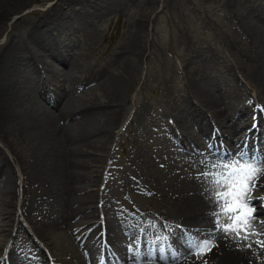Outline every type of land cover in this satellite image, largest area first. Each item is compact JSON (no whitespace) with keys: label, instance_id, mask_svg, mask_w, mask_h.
Segmentation results:
<instances>
[{"label":"rangeland","instance_id":"rangeland-1","mask_svg":"<svg viewBox=\"0 0 264 264\" xmlns=\"http://www.w3.org/2000/svg\"><path fill=\"white\" fill-rule=\"evenodd\" d=\"M105 1L88 0L87 3L93 11L99 10L106 15H123L127 18H124L123 22L102 24L96 22L81 33L62 31L69 39L64 42L67 43V49L75 54V57H80L81 63L85 66L79 68L83 80L88 79L87 82H82V85L77 84L75 89H71L70 81H66L64 87L71 89L70 93H73L72 98L77 107L89 104L97 111L96 125L102 130L98 135L87 125L90 132L95 134L87 139L91 143L84 148L86 153L81 157L85 167L78 168V171H83L84 180L75 181V186L85 187L84 191H80V196L93 191L94 209L98 211L96 216L97 218L100 216L98 219L103 217L109 223V229L111 228L109 235L114 237L131 233L129 240L135 238L139 236L140 221L147 222L148 218L149 222H157V218L152 217L151 212L160 215L162 212L170 211L176 215L180 212L177 207L181 210L189 202L203 205L201 212H205L208 218L213 217L211 213L216 210L217 204L212 197L211 180L210 177L201 176L203 171L210 172V169L204 166L201 158L195 159L190 155H194L193 151L187 150L190 154L179 151L174 138L166 142L162 133L168 126L166 124L168 117L179 115L181 120L188 122L185 135L190 137L200 150L209 149L210 141L195 129L198 126L193 128L196 125L195 114L188 107L189 104L194 106L192 99L186 97L194 79H197L204 89H211L217 97L221 95L216 92L218 86L229 91L233 86L235 89L232 91L233 97L241 99L247 107L254 103L253 107L260 109V106L264 105V86L256 79L257 69L264 65L263 58L257 54V47L246 32V26L251 27L258 22L264 11V0H124L111 5L112 7L106 6ZM28 2L26 7L19 10L20 12L16 11L19 13L14 12L8 17L0 31V57L8 39L26 36L27 28L33 22L39 21L48 7L60 3L58 0ZM74 2L77 4L75 7L67 0L66 5L62 6L63 9L65 11H72L73 7L80 9L84 0ZM14 8L16 7L12 9ZM107 8L112 12L107 13L105 10ZM136 38H139V42L134 50L132 43ZM135 52L143 55L142 59L134 56ZM41 58L47 60L46 57ZM136 62L139 64L138 71L135 67ZM42 65L41 63L39 68L44 66ZM127 67L134 68L125 96L127 105L102 107V103L110 99L108 88L110 83L129 76L130 70ZM45 69V76L53 84L63 85L61 80L65 79L66 73L50 72L55 70L53 67ZM39 96L35 91L30 94L22 91L16 93L15 99L24 111L40 109L55 114L56 116H53L57 127L66 126L71 122L70 119L58 120L57 115L64 103L58 104L56 94L48 98V103L42 101ZM237 110L226 112L223 117L219 114L218 117L207 109L206 115L213 116L215 123L222 119L223 127L230 129L234 123L229 125L225 119L236 121ZM161 118L164 121H161ZM199 118L201 120L200 116ZM42 119L49 122L48 117L42 116ZM107 119L109 120L106 123ZM259 119L262 121L261 117ZM110 123H113L112 127L107 128ZM236 123L238 124L239 120ZM3 127L5 131L8 130L7 125ZM106 130L111 134L109 141L108 136L105 137ZM238 132L234 136H237ZM20 135L10 131L4 139L0 133V166H5L0 172V189L6 186L14 197L16 196L18 213L14 218L15 225H20L18 230L7 238L11 227L7 219L4 222L0 219L1 261L7 260V264H18L15 258L9 260L12 256L10 253H16L15 247L18 248V245L24 243L34 249L33 244H36V241L42 242L36 237L37 231L43 229L64 236L65 241H60V244L67 256L74 252L71 245L81 254L84 247L95 244L94 241H88L90 236L88 234L75 235L79 228L85 226L80 224L88 222V219L83 214L76 218L67 217L63 208L65 200L62 198L61 205H58L59 220L63 221L61 218L63 216L65 220L70 219L71 225H64L66 223L61 225L58 223V227L47 225L48 220L42 216L41 211L48 207L50 200H53L50 191L57 190L60 180L56 174L45 177L36 165L37 158L41 159L44 167L50 171L56 166L53 163L56 160L38 154L39 150H43L44 143H33L35 148L31 149L30 143H26L22 139L24 137L21 135V138ZM232 139L227 143V148L231 150L234 147L236 156L235 142L240 140ZM81 143L82 141H78V144ZM102 146L105 149L101 150ZM34 149L39 150L36 153ZM10 151L13 152V156ZM4 156H8L10 160L4 159ZM98 156L102 157L101 163L92 160V157ZM4 170L8 172L3 174ZM263 177L264 175H261L257 181ZM94 180L98 182L93 184L91 181ZM12 181L14 183H11ZM261 188L264 189V186ZM259 197L253 198L251 194V202L253 204L259 202L258 206H261L264 204L263 193H260ZM254 199L257 202L253 201ZM259 209L262 212L255 211L254 216L262 218L264 207L261 206ZM260 224L264 225V222L261 221ZM197 226L205 228L209 226V230H214L215 222L214 219L207 221L200 217ZM84 229L83 227L81 231ZM257 232L260 235L256 236L254 242L248 239L249 243L242 246L243 253L257 255L255 262L251 259L248 264H264V247L259 246L264 243V233L262 230ZM101 233L99 230L98 236ZM215 235L213 236L215 239L220 236L226 237L222 232H216ZM80 237L84 238L78 246ZM247 241L244 240V244ZM44 246L49 253L47 257L53 258L50 246L47 244ZM94 248L97 249V244ZM185 251L188 253V250ZM59 256L64 258L62 254ZM29 257L33 258V255L30 254ZM50 261L54 264L53 260Z\"/></svg>","mask_w":264,"mask_h":264},{"label":"bare ground","instance_id":"bare-ground-1","mask_svg":"<svg viewBox=\"0 0 264 264\" xmlns=\"http://www.w3.org/2000/svg\"><path fill=\"white\" fill-rule=\"evenodd\" d=\"M28 1L29 0H0V31L4 28L6 21L9 19L8 17L12 13L19 11L22 7H26L29 4ZM58 1H60V3H56L55 5L51 4L53 6L50 8L48 7L43 13L42 18L40 19L41 21L33 22L32 27L42 28V25L40 24L43 23H45V26H55L56 23L64 25L68 24V22L75 23L78 20L76 16L84 15L87 11H89L90 5L87 3L88 0H84V3L81 4L78 11L74 8L77 5L74 0H68V2H71L72 6H74L71 12L67 10L65 11L62 7L63 4L66 5L67 0ZM123 1L124 0H106L104 4L108 7H112L111 5L121 3ZM7 4L13 5L7 6ZM13 7L16 8L12 9ZM105 10L107 13L112 12L108 8ZM19 12H16L15 14ZM96 12L101 14V11L99 10H96ZM263 15L264 11L261 13L258 22L254 26H246V32L249 36L247 34L246 35L248 38L251 37L252 41L255 43L258 52L257 54L263 58L262 63H264ZM91 18L92 17L84 15V19L90 20ZM52 29V31L48 32V36L50 37L45 40L34 39L31 37L29 41H26L24 37L14 36L6 42L3 49L4 51L0 57V133L4 139L5 135L10 131L20 133L24 138H22L21 135L20 137L26 143H30L32 147H30L31 149L35 148L32 145L33 143H44V146L42 147L43 150L34 149L35 152L37 153L39 150L38 154L42 157L45 158L48 156L56 160V162H53L56 166L50 171L48 168L44 167L41 159L37 158L38 164L36 165V168H40V171L45 177L47 175L51 176L56 174L59 176L60 180V185L57 190L54 192L50 191V193H52L53 200H50L48 207L41 211L42 216L48 220V222L46 220L47 225L50 227L51 225L58 227V223L60 225L64 223H66L64 225L67 226L71 225L70 219L65 220L63 216H61L63 221L59 220L58 214L60 211L58 210V205H61L63 201L62 198H64L65 202L63 208L67 217L76 218L82 214L85 215L88 222L81 223L80 225H87V228L90 229V233H92L99 230V226L97 228L98 221L96 216L98 211L94 209L95 194H93L92 191L84 193L80 196V191H84L85 187L79 188L75 186V181L84 180V177L82 176L83 171H78V168L83 169L85 167V164L81 162V157H83L86 153L84 152V148L88 147L91 143V141L88 142L87 139L91 137V135L95 134L91 133L88 127L94 129V132L98 135L102 132V130L96 125L98 120L95 117V113H97V111L93 110V107L89 104H81L79 107L76 106L77 104L72 98L73 93H70V90L73 89L72 87L75 85L76 81H71V89L67 91L61 87H56L59 88L57 89L56 94L58 104L61 102L64 103L57 115L58 120L64 121L66 119H70L71 121L63 127L56 126V122H54L55 117L53 116L55 114L49 113L47 110L40 111V109H35L30 112L24 111L18 103V100L15 99L16 93L22 91L29 94L32 91H35L43 97L44 101H47L49 97H52L53 93L51 91L54 89L51 90V84L48 78L45 76V73L41 71V68H39L41 63L44 67H53V69H55L58 73L66 70L64 68L65 63L68 65H74L77 63L83 65L79 59L80 57H75V54H71L67 49V45L62 41L64 35L61 34V30H57L58 26L52 27ZM138 42L139 38H136V40L132 43L134 50L136 49V44ZM34 50H37L38 52L41 50L43 52H40L41 56L46 57L47 60L37 56ZM134 56H138L142 59L143 55L135 52ZM262 66L263 67H260L256 71V79L262 86H264V65ZM135 67L138 71V62H136ZM127 69L130 70V74L127 78L120 79V81L115 80L110 83L108 87L110 88V99L109 101L103 102L101 105L102 107H106V105H109L110 107H125L127 105L125 96L129 90L128 82L133 75L134 68L127 67ZM79 84L82 85L83 83L80 82ZM190 89H188L186 95L188 98L190 97V99H192L194 106L190 104L188 106L201 117L200 133L212 143V148L209 149L210 153H207L206 151L203 152L200 150L191 142L189 143V146L193 150V158H201L202 163L205 167H207V169H210V172L212 171L210 165L213 161H225L226 157L233 158L234 152L229 151L227 143L229 140H233L232 138H238L239 134H242L240 139H243L242 141L239 139L241 142L239 144V149L244 142L248 143V147L251 146V141L257 143L260 147L264 145V135L259 134L258 137L256 136L260 130L259 128H262L259 120L258 129L252 126V124L257 121L259 116H261L262 121L264 122V106H261L262 110L256 114V111L250 109L249 107L247 108L242 103L241 99L238 97L233 98L234 93L232 91H235L233 86L230 87V91L226 90L224 92L221 87L216 88V92L218 94H221L219 92H222V94L224 93L226 95L224 100L223 97H220V101L211 89H204L197 79L193 80L190 85ZM207 109H209L210 112H214V115H217L218 117H220V115L223 117L226 112H233L234 109H238L236 121L239 120V123L237 124L233 119L226 121V118L225 122L227 124L231 125L233 122L234 125L230 129L226 128V126L224 128L222 119L220 122L218 121V123H215L213 121V116L206 115ZM42 116L48 117L49 122H44ZM90 118L92 119L89 124ZM168 118L173 120L171 126L172 129H183L182 120L179 115L176 117L169 116ZM108 120L109 119L106 120V123ZM4 125H7V131H5L3 127ZM77 125L79 126L77 127ZM87 125L89 126L87 127ZM112 125L113 123H110L107 128L112 127ZM237 131H239L237 136H234ZM106 132L105 137L108 136L109 141L111 139V134L108 133V130H106ZM185 140H187V138L178 139V145L180 148H184L186 145ZM78 141H82V143L78 144ZM101 148V150L105 149L103 146ZM260 156L262 155H258L257 157ZM3 158L6 159V156ZM101 158L99 156L96 158L92 157V160L94 162L98 161L101 163ZM16 160H18L17 156ZM4 167L5 166H3V168ZM7 172L8 171L5 172L4 170L3 174H6ZM91 182L94 184V182L97 183L98 181L94 180ZM11 183L14 182L12 181ZM263 186L264 177L257 181L255 190L251 193L253 198L259 199L260 193L264 194V189L261 188ZM0 198V219L3 222L7 219L8 225L11 227V230H8V238L11 237L13 232H16L20 227L19 224L15 225L16 218H14L17 211L16 196L14 197V194L5 186L0 189ZM262 203H264V201H262ZM202 206L203 205L199 203L196 204L189 202L188 205L183 207L181 210L180 207H177L180 212L176 215L172 214L170 211H165L164 213L162 212L160 215L151 214L157 218V222L140 221L138 231L139 236L134 238L127 249L123 246L122 238H115L110 241L112 249L111 247L108 248L104 254L100 253L97 257H92L90 254H87L86 262L87 264H101V261L102 264H112L113 262L118 264V260L122 262L127 260L135 262L137 257L136 253L149 246L174 244L181 240L185 241L188 238H191L193 241H197L201 238H211L215 240L216 246L213 247L205 256L200 258H184L177 264H205V262H207V264H248L249 261H251L250 259L252 258V255L248 252L243 253L242 248V246L249 243L247 240H245L247 242L244 244L243 239L233 240L231 237L224 236L215 239L210 235L213 230H209V226L208 228L197 226L200 217H202L203 220L206 219L207 221H209V219H214V217L211 216L208 218L205 215V212H201V209L203 208ZM259 208H261V206H258L257 212L261 213L262 211ZM115 211L122 214L118 210ZM123 212L125 213V211ZM262 220H264V216L260 220H253L256 232L257 230H262L264 232V225H260L259 222ZM225 221L226 220H224V222ZM37 233L38 234H36V236L40 240L48 242L53 255L62 254L64 256L63 259H55H58V261H61L64 264H83L81 256L76 252L77 249L75 247L71 248L74 251L72 255L67 256L65 250L60 244V241H65L64 236L61 233L49 232L47 229L39 230ZM130 234L131 233L127 234L125 237H128ZM248 239H251L254 242L256 236L250 235ZM18 244H20V242H18ZM26 245L20 244L18 245V248L15 247L17 251L16 253H12L9 260H13L15 258V261L18 264H43V254L39 249L34 250L35 259L32 262H29L30 260L27 257L29 245ZM116 247H119L121 251L120 257L117 255V251L115 252ZM183 254L184 252H180V257H182ZM169 261H174L172 259V255H170ZM1 262L2 261H0V264Z\"/></svg>","mask_w":264,"mask_h":264},{"label":"snow or ice","instance_id":"snow-or-ice-1","mask_svg":"<svg viewBox=\"0 0 264 264\" xmlns=\"http://www.w3.org/2000/svg\"><path fill=\"white\" fill-rule=\"evenodd\" d=\"M210 167L211 172L201 173L202 177H210L212 197L217 204L216 210L211 213L214 217L215 229L210 235L214 236L216 232H222L233 240H248L250 235H260L255 231L253 220L261 218L254 217L257 205L251 202L250 197L255 190L256 181L264 175V155L252 158L241 152L227 162L213 161ZM261 206L264 207V204ZM215 246L214 239L201 238L187 245L188 255L200 258ZM248 246L251 247L250 244ZM179 258L180 252L176 249L172 253V259L175 261Z\"/></svg>","mask_w":264,"mask_h":264}]
</instances>
